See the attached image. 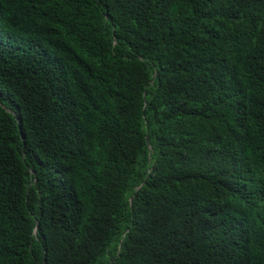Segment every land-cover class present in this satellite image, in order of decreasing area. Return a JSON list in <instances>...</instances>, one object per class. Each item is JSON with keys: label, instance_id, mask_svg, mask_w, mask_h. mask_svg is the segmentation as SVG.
<instances>
[{"label": "trees", "instance_id": "obj_1", "mask_svg": "<svg viewBox=\"0 0 264 264\" xmlns=\"http://www.w3.org/2000/svg\"><path fill=\"white\" fill-rule=\"evenodd\" d=\"M0 264H264V0H0Z\"/></svg>", "mask_w": 264, "mask_h": 264}]
</instances>
